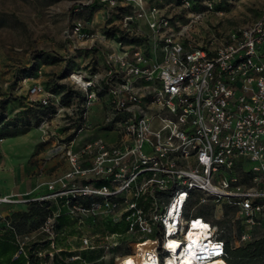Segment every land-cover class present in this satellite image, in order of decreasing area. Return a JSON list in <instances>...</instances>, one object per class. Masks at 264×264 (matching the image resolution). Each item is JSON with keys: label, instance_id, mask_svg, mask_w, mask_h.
<instances>
[{"label": "built area", "instance_id": "1", "mask_svg": "<svg viewBox=\"0 0 264 264\" xmlns=\"http://www.w3.org/2000/svg\"><path fill=\"white\" fill-rule=\"evenodd\" d=\"M117 1L131 0L90 4ZM135 1L123 27L129 31L145 19L160 42V58L121 48V54H106L102 72L71 75L81 97L78 134L87 129L90 109L103 103L108 135H77L51 149L49 157L63 153L68 169L48 181L39 198L48 200L51 211L37 233H15V258L28 261L33 239L42 233L53 246L62 216L72 224L64 230L80 245L79 254L62 261L83 264L88 263L81 251H99L97 261L126 264L133 245L142 264H170L174 250L175 260L192 255L196 264L226 261V241L200 207H209L216 218L232 210L230 221L243 226L233 231L236 241L264 223V14L193 46L181 38L186 27ZM181 3L190 6L189 0ZM204 4L207 10L198 17L212 9ZM82 28L75 21L66 34L82 38ZM29 92L38 96L37 104L66 111L55 92L39 84ZM89 225L101 229L86 233ZM124 239L131 241L127 250H121Z\"/></svg>", "mask_w": 264, "mask_h": 264}, {"label": "rangeland", "instance_id": "2", "mask_svg": "<svg viewBox=\"0 0 264 264\" xmlns=\"http://www.w3.org/2000/svg\"><path fill=\"white\" fill-rule=\"evenodd\" d=\"M135 2L117 1L115 6L96 4L89 7L90 0H0V160L4 154L13 160L29 155L26 144L33 146L30 158L40 155L35 162L40 163L41 168H37L30 177L23 175L22 181L28 177L43 179L46 183L68 169L63 153L49 157V151L55 146H62L77 135H108V128L102 121L105 112L103 103L90 109L87 129L78 134L80 125L76 109L81 97L71 79L72 74L78 71L102 72L106 67V54L112 51L121 54V48H138L145 55L157 60L160 58V42L153 36L145 19H140L137 26H130L129 31L123 27L124 17L135 9ZM143 2L146 7H155L172 22L186 27L181 38L193 46H204L213 35L217 38L226 36L234 29L250 25L264 14V0H189V7H185L181 0ZM204 2L211 3L212 9L198 17L199 12L207 10ZM75 21L83 26V37L79 39L69 38L66 34ZM34 84L59 95L61 107L66 111L55 113L52 108L44 109L37 105L38 96L29 92ZM48 114L52 115L48 118ZM8 132L14 135L8 137ZM39 198L22 203L26 205L20 212L27 213L31 203L41 201ZM197 210L218 226L231 250L264 238V223L253 226L246 240L236 241L233 231L240 233L243 226L239 221H230L234 217L232 210L224 211L221 218H216L209 207ZM40 220L39 216L25 220L12 218L10 225L18 234L35 235L43 224ZM68 225L72 227L63 216L58 224L55 223L58 237L53 246L49 235L48 239L44 233L36 236L31 245L35 249L29 253V264H68L62 260L79 254L78 239L72 236L70 230H64ZM100 229L99 226L94 229L89 225L84 231L93 233ZM128 242L131 241H121V250H127L125 245ZM53 249L56 250L54 255L48 256ZM80 256L88 264H112V258L97 261L99 251H81ZM262 257L264 254L256 262ZM4 263L0 255V264Z\"/></svg>", "mask_w": 264, "mask_h": 264}, {"label": "crops", "instance_id": "3", "mask_svg": "<svg viewBox=\"0 0 264 264\" xmlns=\"http://www.w3.org/2000/svg\"><path fill=\"white\" fill-rule=\"evenodd\" d=\"M93 137L105 138V135L97 133ZM83 140L85 139L83 138ZM26 145L29 147V155L27 154L23 158L13 160L10 157L7 158V155L4 154L0 160V197H11V201L8 200V202L0 203V245L2 246V243H12L15 247L12 253L6 251V253L1 254L3 262H5L4 264L8 263L9 258H15L14 255L16 253V246L14 244V235L16 232L10 225L12 214L24 209L26 204L22 203L44 196L47 193L45 187L48 181L45 183L43 179L28 178L37 168H41V165L35 162L40 159V155H33L30 158L33 146L30 144ZM26 174H28V177H26L27 180L24 179L22 181V176ZM17 199L23 200L22 203L17 204L15 202ZM25 263L27 264V262Z\"/></svg>", "mask_w": 264, "mask_h": 264}, {"label": "trees", "instance_id": "4", "mask_svg": "<svg viewBox=\"0 0 264 264\" xmlns=\"http://www.w3.org/2000/svg\"><path fill=\"white\" fill-rule=\"evenodd\" d=\"M94 5H96V3L90 4L89 7H92ZM39 106L44 109L48 108L41 105ZM13 135L14 134L12 132H8L7 134L8 137H11ZM50 211L51 210L49 208L48 201L43 200L37 203L36 202L31 203L27 213H23V212L13 213L12 218L13 219L22 218L25 220L27 218L30 219L32 216H39L41 217L40 221L41 222L43 221L44 223ZM2 246L0 245V255L6 253V251L12 253L15 250V247L12 243H2ZM34 249L35 248L31 246L30 251ZM226 251L228 254V258L226 259V262L228 264H264V257H262V260L256 262V260H258L257 258L261 254H264V238L249 243L246 246L238 247L234 250H231L229 244L226 242ZM29 261L30 259L27 261L25 258L18 256L17 258H13V259L9 258L7 264H26L25 262L29 264Z\"/></svg>", "mask_w": 264, "mask_h": 264}, {"label": "bare ground", "instance_id": "5", "mask_svg": "<svg viewBox=\"0 0 264 264\" xmlns=\"http://www.w3.org/2000/svg\"><path fill=\"white\" fill-rule=\"evenodd\" d=\"M62 148V146L60 147V149ZM51 155V151H49V156ZM11 197L10 196H4V197H0V200H10ZM11 201V200H10ZM15 202L18 204L20 203L19 200H15ZM195 237H199L197 234H195ZM133 254L134 255H129L126 256L123 260L124 262H126V264H142L144 262L143 259L140 258V256L137 253L136 250V246L133 245ZM192 256V255H191ZM189 257H181L179 260H175L176 255H175V250L173 251V259H171V263L170 264H196L195 262L192 261V258ZM213 260H208L205 262V264H227L225 261L223 260H217L215 262L212 263ZM204 263V262H203Z\"/></svg>", "mask_w": 264, "mask_h": 264}]
</instances>
